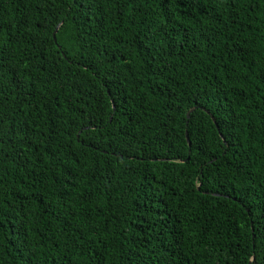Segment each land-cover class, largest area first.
<instances>
[{"label":"trees","instance_id":"obj_1","mask_svg":"<svg viewBox=\"0 0 264 264\" xmlns=\"http://www.w3.org/2000/svg\"><path fill=\"white\" fill-rule=\"evenodd\" d=\"M0 264H264V0H0Z\"/></svg>","mask_w":264,"mask_h":264},{"label":"snow or ice","instance_id":"obj_2","mask_svg":"<svg viewBox=\"0 0 264 264\" xmlns=\"http://www.w3.org/2000/svg\"><path fill=\"white\" fill-rule=\"evenodd\" d=\"M193 2H194V0H193ZM62 28H63V26L61 25L60 28H57V29H55L54 31H56L57 33H59V31H60Z\"/></svg>","mask_w":264,"mask_h":264},{"label":"water","instance_id":"obj_3","mask_svg":"<svg viewBox=\"0 0 264 264\" xmlns=\"http://www.w3.org/2000/svg\"><path fill=\"white\" fill-rule=\"evenodd\" d=\"M54 38H55V35H54ZM193 111H194V109L191 112H193ZM188 118H189V114H188Z\"/></svg>","mask_w":264,"mask_h":264}]
</instances>
